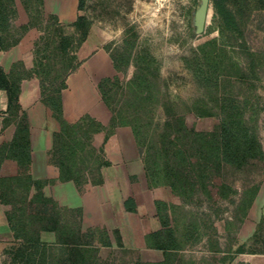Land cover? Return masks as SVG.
I'll use <instances>...</instances> for the list:
<instances>
[{
    "label": "trees",
    "instance_id": "trees-1",
    "mask_svg": "<svg viewBox=\"0 0 264 264\" xmlns=\"http://www.w3.org/2000/svg\"><path fill=\"white\" fill-rule=\"evenodd\" d=\"M21 1L29 19L27 23L15 26V0H0L1 48L15 44L25 30L37 25L36 16L42 14L39 7L43 0ZM211 4L213 19L218 22L216 30L221 37L226 34L228 38H241L239 47L248 69L254 71V53L246 46L227 0H211ZM83 6L84 0H78L77 7L82 9ZM34 7L39 10L34 12ZM49 19L42 28L46 34L39 38L42 44L39 41L34 43L31 68L27 69L17 61L6 73L0 65V89L7 94L6 110L9 114L5 122L13 121L15 124L11 140L0 145V163L11 158L19 168L16 174L0 175V201L9 205L6 217L18 241L9 264H96L99 246L111 245L105 229L82 230L78 209L61 207L52 196L45 194L43 186L51 180L33 178L28 172L29 126L25 112L20 109L18 93L21 79L31 75L38 77L41 99L59 123L58 130L53 132L49 159L58 169V179L73 181L80 192L88 183H101V168L109 164L103 156V149L93 145V134L104 131L107 137L117 126L130 127L142 153L148 184L167 185L183 201L195 196L215 201L237 193V189L223 178L228 170L256 167L264 176V150L255 129L247 123L240 107L230 102V91L222 90L225 95L220 96V88L223 87L220 73H224L225 78L235 75L241 80L247 74L237 61L230 58L224 61L226 54L217 38L197 46L190 58H183L195 83L207 94V100L197 98L190 111L198 116L215 115L218 121L211 129L198 130L187 124L184 114L177 111L162 92L158 82L160 75L155 72L149 75V65L154 58L126 37L114 49L109 48V44L103 46L115 70L124 72L131 61L139 64L137 73L123 85H119L117 75L104 76L97 82L101 98L110 112L108 123L103 124L88 113L69 121L63 116L61 91L66 87L68 73L80 63L76 51L87 38L91 21L83 13L64 24L54 13L49 14ZM65 26H70L72 33H66L63 30ZM49 52L54 54V58ZM115 87H120L118 98L115 97ZM159 107L163 119L153 121ZM219 177L222 179L215 182ZM257 189V184L246 185L239 193L237 209L243 215ZM155 203L161 228L146 233L145 243L161 249L163 258L159 261L136 260L133 264H186L178 254L182 242L166 214V204L158 200ZM124 205L128 210H135L131 197L124 200ZM62 211L69 212L70 216H64ZM48 234L50 237H45ZM258 234L257 229L251 238L255 240ZM116 244L122 246L119 236ZM213 250L223 255L217 264H230L242 252L264 253V249H245L244 242L236 246L228 244L224 250L215 246Z\"/></svg>",
    "mask_w": 264,
    "mask_h": 264
},
{
    "label": "rangeland",
    "instance_id": "rangeland-1",
    "mask_svg": "<svg viewBox=\"0 0 264 264\" xmlns=\"http://www.w3.org/2000/svg\"><path fill=\"white\" fill-rule=\"evenodd\" d=\"M15 2L25 9L21 0ZM198 2L199 0H84L83 8L77 7L76 11L77 14H85L91 21L86 38L89 47L96 45L102 48L109 44V48L114 49L126 37L128 41L134 40L137 47L145 49L154 58L149 65V75H153L154 72L160 75L158 82L166 98L177 111L184 114L187 124L198 130L211 129L218 118L215 115L198 116L190 111L193 102L199 97L207 100V94L203 88L197 86L183 58H190L197 46L211 38H217L226 54L223 57L224 61L229 58L237 61L247 74V77L241 80L235 75L225 78V74L220 73V83L223 84L220 96L225 95L222 90L230 91V102L233 101L240 107L247 123L255 129L264 150V0H227L242 31L246 46L254 53L256 62L254 71L248 69L239 47L241 38H228L226 34L221 37L216 30L218 22L213 19L212 8L203 31L194 32L192 16ZM39 8H42V14H38L35 19L37 37L34 43L39 41L42 44L39 38L46 34L42 28L45 27L46 21L50 20L51 12L44 10L43 5ZM39 8L34 7L32 10L35 12ZM16 18L17 12L13 23ZM63 30L72 33L70 26H65ZM89 51L87 48L84 54ZM49 54L54 58L53 53ZM138 70L139 64L135 61H131L124 72L115 70L110 63L108 76L117 75L119 85H123ZM115 91V97L118 98L120 87H115ZM162 119L163 112L159 107L153 121ZM223 178L238 191L229 198L208 201L203 196H195L191 200L183 201L178 196L179 199L170 202L174 205L170 208V223L182 242L178 254L185 263L217 264L223 255L220 251L213 250L215 246L224 250L228 244L236 246L244 242L245 249H264V176L258 168L253 167L228 170ZM221 179L216 178L215 182ZM252 184H257L258 189L243 215L237 209L239 193L244 186ZM62 213L66 217L70 216L69 212ZM257 229L258 238L254 240L251 236ZM258 255L263 258L261 263L264 264V253ZM136 260L138 258L135 249L111 244L104 248L102 255H98L96 264H133ZM239 261L241 260L235 262L234 259L230 264H237Z\"/></svg>",
    "mask_w": 264,
    "mask_h": 264
},
{
    "label": "crops",
    "instance_id": "crops-1",
    "mask_svg": "<svg viewBox=\"0 0 264 264\" xmlns=\"http://www.w3.org/2000/svg\"><path fill=\"white\" fill-rule=\"evenodd\" d=\"M77 2L78 0H43V6L44 10L56 14L59 22L64 24L76 18ZM15 7V26L27 23L26 10L17 2ZM36 37L37 30L31 26L15 44L7 48L0 46V65L6 73L11 71L13 63L17 61H21L27 69L33 66V44ZM87 48L90 51L84 54ZM77 55L80 63L68 73L66 87L61 91L63 116L73 121L88 113L107 124L110 112L101 98L97 82L108 76L111 59L109 60L103 47H89L87 39L78 48ZM18 103L26 114L29 126L28 172L33 178L51 180L43 186L45 194L52 196L61 207L78 209L82 230L105 229L113 246L117 245L115 241L119 236L122 246H117L135 249L138 260H161L163 251L147 246L145 234L161 228L155 201L166 204L165 211L171 222L170 208L174 205L170 202L179 198L167 185L148 184L142 153L130 127L117 126L107 137L104 131L93 134V145L103 149V156L109 164L101 168V183H88L80 192L73 181L58 179V169L49 159L53 132L58 130L59 123L41 99L40 83L36 75L21 79ZM6 109L7 94L4 89H0V145L11 140L15 129L13 121L5 122L9 116ZM18 171L14 159L5 158L0 163V175H12ZM127 197L133 198L134 211L125 208L124 200ZM8 209L9 205L0 201V264H9L10 256L18 246L7 221ZM108 247L100 245L98 255H102L104 248ZM237 255L235 262L239 259L250 264H262L263 258L258 253L242 252Z\"/></svg>",
    "mask_w": 264,
    "mask_h": 264
},
{
    "label": "water",
    "instance_id": "water-1",
    "mask_svg": "<svg viewBox=\"0 0 264 264\" xmlns=\"http://www.w3.org/2000/svg\"><path fill=\"white\" fill-rule=\"evenodd\" d=\"M211 8L210 0H199L192 16V25L195 33H201L203 31Z\"/></svg>",
    "mask_w": 264,
    "mask_h": 264
}]
</instances>
